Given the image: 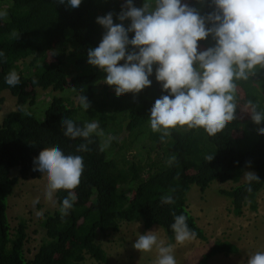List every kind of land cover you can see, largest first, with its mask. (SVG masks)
Instances as JSON below:
<instances>
[{"label": "trees", "instance_id": "16d2710c", "mask_svg": "<svg viewBox=\"0 0 264 264\" xmlns=\"http://www.w3.org/2000/svg\"><path fill=\"white\" fill-rule=\"evenodd\" d=\"M186 2L195 7L198 0ZM141 3L135 0L137 7ZM122 4L123 0H83L78 9L70 10L56 0H0V9L7 10L0 20V50L5 52L0 62V92L8 91L16 99V109L0 122V264H102L107 252L100 239L132 222H140L144 229L161 227L171 244L175 240L170 228L173 213L184 214L196 239L206 240L187 206L192 185L203 193L213 182H231L230 188L219 190L230 201L229 211L240 216L245 207L257 210V197L264 189V135H258L257 129L264 122L256 125L251 120L247 102L264 110V69H257L247 81H236V118L221 132L209 136L203 128L178 126L161 140L162 133L153 132L149 123L150 109L162 95L154 75L150 87L116 96L113 86L104 83L105 74L87 63L88 49L96 47L104 33L96 17L111 11L118 23L115 14ZM210 11L207 3L201 4L202 15ZM124 23L127 27L128 21ZM213 43L209 37L199 46L203 49ZM13 69L21 82L10 87L4 76ZM65 89L74 93L70 101L53 95L42 120L32 114L37 90L56 93ZM80 95L90 101L87 111L79 105ZM78 112L88 122L98 121V131L102 130L92 135L87 152L76 151L87 141L65 137L60 124L67 117L83 126ZM109 137L114 139L105 148L103 142ZM49 147L83 156L84 171L74 189V207L65 216L59 209L67 193L57 192L56 208L40 219L42 236L28 258L27 220L20 218L16 226L10 225L8 199L19 180L38 176L33 160ZM208 156L213 159L208 161ZM14 167L19 172L10 175ZM246 170L261 180L252 183L251 192L246 181L240 182ZM164 195H172L175 203L161 204ZM237 251L235 244L215 239L194 264H207L216 254L228 256Z\"/></svg>", "mask_w": 264, "mask_h": 264}, {"label": "clouds", "instance_id": "9594fccd", "mask_svg": "<svg viewBox=\"0 0 264 264\" xmlns=\"http://www.w3.org/2000/svg\"><path fill=\"white\" fill-rule=\"evenodd\" d=\"M82 2L56 0L70 10L78 9ZM198 2L207 3L212 11L202 15L186 0H142L140 7L135 0H123L115 14L118 23H114L111 11L96 17L104 33L98 45L88 49L87 63L105 74L103 81L113 86L116 96L137 94L150 87L154 75L161 84L162 95L150 109L149 123L153 132L162 133L161 140L169 135V129L178 126L203 128L209 136L221 132L236 118V81H247L257 69H264V0ZM6 16L7 10L0 9V20ZM11 35L15 37L16 33ZM209 37L213 45L201 49L199 42ZM4 60L5 52L0 50V62ZM4 81L15 87L21 82L20 75L10 70ZM78 102L85 111L91 106L86 95H80ZM247 104L251 120L256 125L264 122V110H258L251 100ZM60 124L65 137L87 141L77 146V152L89 151L92 135L102 134L95 119L81 126L65 117ZM257 132L264 135V127H258ZM112 139L108 138L105 147ZM206 159L211 161L213 156ZM33 171L46 177V200L55 202L57 192L66 191L59 211L62 216L67 215L77 198L74 189L84 171L83 156L65 154L60 147L45 148L34 158ZM243 178L248 192L252 191V183L261 182L252 171L244 172ZM38 203L39 199L33 201V207ZM160 203L171 205L175 201L172 195H164ZM170 228L177 243L197 236L184 214L173 213ZM132 246L139 252L155 247L156 264H176L173 245H164L155 231L139 233ZM246 264H264V251L248 256Z\"/></svg>", "mask_w": 264, "mask_h": 264}, {"label": "rangeland", "instance_id": "374dc122", "mask_svg": "<svg viewBox=\"0 0 264 264\" xmlns=\"http://www.w3.org/2000/svg\"><path fill=\"white\" fill-rule=\"evenodd\" d=\"M200 6L201 3L198 2L195 8L200 11ZM46 92L49 95H46ZM46 92L37 90V95H35L37 103L31 108L32 114L38 120H42L43 112L53 95L63 96L67 101H70L74 94L69 89L56 93ZM1 98L3 101L0 102V122L7 113L16 109V99L10 92H0ZM77 116L85 123L88 122L84 114L78 112ZM103 144L105 147L104 142ZM18 172L19 167H14L9 174L13 175ZM37 175L19 180L9 196L7 208L9 223L12 227L17 225L20 218L27 220L29 236L25 250L28 258L33 256L42 236L40 219L44 213L52 212L56 208L55 202L46 200L44 197L47 185L46 177L39 173ZM243 176L244 173L240 182L245 181ZM232 185L234 184L231 182L222 184L213 182L203 193L197 186H191L187 193V206L207 238L206 240L195 238L184 243H177L174 240L171 245H173L176 264H194L202 254L209 250L215 239H225L235 244L238 251L228 256L216 254L209 259L207 264H246L248 256L257 251H264V189L257 197L256 211L245 207L243 214L236 216L229 211V199L219 193L220 189H228ZM37 199H39V203L33 207V201ZM149 230L155 231L158 240L162 241L164 245L170 244L163 229L159 226L144 229L140 222L124 223L117 232H112L100 239L107 252V261L102 264H156L158 251L155 247L148 252H139L132 246L139 233L143 234Z\"/></svg>", "mask_w": 264, "mask_h": 264}]
</instances>
